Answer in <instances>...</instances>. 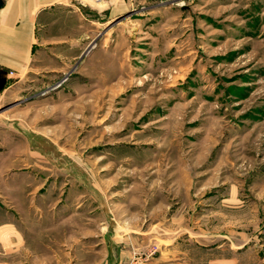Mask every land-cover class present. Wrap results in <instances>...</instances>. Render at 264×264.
I'll return each instance as SVG.
<instances>
[{
    "label": "rangeland",
    "instance_id": "374dc122",
    "mask_svg": "<svg viewBox=\"0 0 264 264\" xmlns=\"http://www.w3.org/2000/svg\"><path fill=\"white\" fill-rule=\"evenodd\" d=\"M60 2L0 98V264H264V0Z\"/></svg>",
    "mask_w": 264,
    "mask_h": 264
},
{
    "label": "crops",
    "instance_id": "0c3cea01",
    "mask_svg": "<svg viewBox=\"0 0 264 264\" xmlns=\"http://www.w3.org/2000/svg\"><path fill=\"white\" fill-rule=\"evenodd\" d=\"M60 1L0 0V98L15 91L23 76L40 63V46L54 41L57 13L68 7ZM129 255L106 252L99 264H122Z\"/></svg>",
    "mask_w": 264,
    "mask_h": 264
},
{
    "label": "built area",
    "instance_id": "2783aa9c",
    "mask_svg": "<svg viewBox=\"0 0 264 264\" xmlns=\"http://www.w3.org/2000/svg\"><path fill=\"white\" fill-rule=\"evenodd\" d=\"M10 74H12V73L10 72Z\"/></svg>",
    "mask_w": 264,
    "mask_h": 264
}]
</instances>
